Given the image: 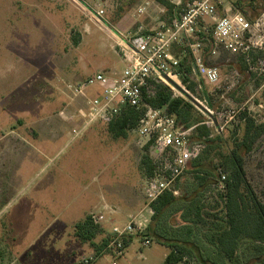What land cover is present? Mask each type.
Masks as SVG:
<instances>
[{"label":"rangeland","instance_id":"rangeland-1","mask_svg":"<svg viewBox=\"0 0 264 264\" xmlns=\"http://www.w3.org/2000/svg\"><path fill=\"white\" fill-rule=\"evenodd\" d=\"M169 1L175 4L177 14L189 0ZM226 1L240 5L253 24L260 19L264 23V0H242L241 4L239 0ZM175 14L169 15L155 0H0V138L2 133L9 136L14 127L17 132H24L21 125L45 133L49 127L44 126V120L48 118L57 121V125L63 124L65 129L73 121H85L95 89H88L87 97L72 99L67 86L98 72L110 75L121 72L125 63L117 35L130 38L152 31L159 20L169 23ZM200 39L206 44L202 47L206 65L217 67L220 73L214 85L201 77L200 85L209 95L208 108L212 114H205L207 122L213 117L218 124L217 129L210 123L218 140L211 143L213 148L204 163L225 172L223 158L234 148L235 140L244 135L241 114L247 112L264 124V71L258 66L263 56L259 52L249 56L233 54L220 46L212 54L209 40ZM179 51L181 62L186 59L192 66L188 46L183 45ZM198 92L192 95L200 99L202 95ZM195 110L194 117L204 115L198 108ZM61 111L64 115L59 114ZM129 135L126 141L133 155L131 162H138L141 178L146 180L141 168L146 140L133 131ZM52 140L55 144L52 143L46 160L38 157L36 149L18 146L10 138L0 143V264H82L93 253L89 247L82 249L81 242L73 236L76 223L69 219L77 206L71 208L70 216L61 214L64 201L77 203L79 187L76 182L64 184L56 172L68 161L73 162V173L88 162L101 169L110 159L105 149L108 147L89 134L79 156L75 147L59 154L66 139ZM46 142L41 139L36 146L43 149L48 145ZM244 167L250 184L264 203V136L245 156ZM62 192L66 194L60 197ZM218 194H211L214 200L203 210L213 224L218 220L211 215H218L222 208ZM86 200H90L88 194ZM103 238L100 235L95 242L100 243ZM249 245L242 244L240 263L236 264L260 258L252 248H247ZM169 251L156 241L145 247L141 239L135 238L124 257L104 253L101 258L92 256V264H162Z\"/></svg>","mask_w":264,"mask_h":264},{"label":"built area","instance_id":"built-area-1","mask_svg":"<svg viewBox=\"0 0 264 264\" xmlns=\"http://www.w3.org/2000/svg\"><path fill=\"white\" fill-rule=\"evenodd\" d=\"M220 13L222 15H220ZM102 16V12L98 13ZM171 22L159 20L157 27L149 32L136 34L130 38L118 34L124 69L114 75L95 73L77 84L67 86L72 97H87L88 89L94 88L89 100V111L83 122V129L75 132L80 136L96 123L111 124L128 109L144 110V114L134 130L138 138L152 141L149 148L155 165L154 174L143 185V194L149 205L157 200L185 174L188 163L197 158L203 146L191 144L194 128L180 125L174 115L165 108H152L145 102L144 90H149L152 82L169 86L175 96L184 97L168 80L180 84L181 60L177 49L188 46L193 57V70L209 84L219 81L217 67L205 63L202 47L208 39L212 54L216 48L249 56L250 53L264 54V23L250 22L242 13L234 11L226 0H189L175 14ZM113 32V31H112ZM186 53V51H185ZM258 66L264 71V57ZM210 115L206 101H198ZM210 126L212 120L208 118ZM222 181L225 176L222 174ZM92 222L104 231L108 244L104 253L115 258L125 255L126 240L139 238L143 246L152 241L144 237L146 227L136 221L120 223L111 220L106 214H92ZM94 258L83 260L82 264H92Z\"/></svg>","mask_w":264,"mask_h":264},{"label":"trees","instance_id":"trees-1","mask_svg":"<svg viewBox=\"0 0 264 264\" xmlns=\"http://www.w3.org/2000/svg\"><path fill=\"white\" fill-rule=\"evenodd\" d=\"M155 1L163 6L169 15L175 14L176 6L169 0ZM240 1L242 0H239V3ZM231 5L234 11H238L246 17L247 14L243 13L240 5L233 3ZM220 15L222 14L220 13ZM260 55L264 57L263 53ZM181 64L180 71L186 82L189 76L193 74V68L186 59ZM189 89L194 90V83H190ZM144 97L145 102L150 107L165 108L169 114L176 117L180 125L185 128H194L190 138L191 144L199 143L203 146L199 156L190 161L193 162V173L196 174L198 182L204 181L205 176L210 173L215 179L218 178L219 181L223 182L225 186L222 193L218 192L219 199L222 201L221 212L218 215L206 214L216 218L218 223H209L210 221L203 212L204 207H199V204L193 203L189 208V219L193 230L198 232L208 229L211 233L205 237V242L214 247V250L209 252L202 251L198 245L202 240L197 237L193 238V235L189 238H173L160 230V224L168 210L179 202V198L175 197L171 190L164 192L150 204L153 217L144 237L170 249L162 264L240 263L243 243H249L247 248H252L254 254L260 255V258L248 259L246 264H264V203L250 184L244 167L245 156L253 151L254 145L264 136V124L257 122L247 112L241 114L240 120L244 123V135L241 139L235 140L234 148H231L227 156L223 158L222 166L225 168V172H223L219 168L204 163L206 154L213 148L211 143H214L216 139L218 140V136L214 138L213 129L206 124L207 117L205 118L202 114L194 117L193 110L196 111L195 107L183 97L175 96L173 90L162 83L152 82L149 90H144ZM143 114L144 110H126L109 124L110 133L114 138H126L130 131L134 132L138 127ZM218 133L220 136L221 132ZM220 140L223 139L220 138ZM151 144L152 141L146 144L144 147L145 154L142 157V168L146 178H151L155 170L154 162L149 155ZM222 174L225 176L224 181L221 179ZM219 215L221 216L219 217ZM100 235H104V231L92 222L90 216L75 226L74 236L82 243H89L97 258L104 254V249L108 244L107 236H104L100 243L95 242ZM133 240L134 238L126 240V245L129 246Z\"/></svg>","mask_w":264,"mask_h":264},{"label":"crops","instance_id":"crops-1","mask_svg":"<svg viewBox=\"0 0 264 264\" xmlns=\"http://www.w3.org/2000/svg\"><path fill=\"white\" fill-rule=\"evenodd\" d=\"M226 2L228 5H231L230 1ZM179 50L180 48L177 50V55L178 52L180 54ZM189 77L190 78L188 81L185 82L184 75L181 73L179 79L180 84L175 83L183 91V98L190 102L195 108L197 107L189 100L188 97H186V95L196 101H206L207 103H210L207 91L203 90L202 86L200 85V83L203 82V79L194 70L193 77L191 75ZM190 83H194L193 91L189 89ZM198 90H200L198 93H201L202 95L200 99L195 98L192 95ZM72 99H74V97ZM201 112L206 118L205 113L203 111ZM64 113V111H61L59 114L64 115ZM83 122L84 121H73V124H69L68 129H65L63 124L60 123V125H57V121L53 120L52 118H48L47 120H44V126L49 127V130L45 131V133L50 135L49 137L46 138L42 136L45 133H41L40 131L34 129H31L30 131L27 128L28 126L21 125V128H25L24 132H17V129L14 127L9 136H3L2 133L0 143L7 141V139L10 138L12 141H15L18 146L19 144H24L30 149H36V152H38L39 155L38 157L40 159L46 160V158H49L50 156L49 150L51 149L50 147L53 146L52 143L55 144L52 139H59L61 137L62 139H66L65 143L58 152L59 154L71 149L72 147H75L76 151L79 152V156L80 151L81 153L83 152V141H85L86 135H93V137L97 138L98 142L103 144V147H108V149H110L108 150L105 148L107 150V155L110 158L108 160L109 162H104L105 164L103 166L105 167L101 169L99 168L100 170L97 168L96 163L88 162L86 167L84 166V168H80L76 173H73L71 171V165H73V162L68 161L64 167H61L62 169H60V171L59 169L57 170L56 175L59 174L61 182L64 184L69 182L71 185L72 183L76 182L79 187V193L76 200L77 203L74 204L71 201H68L70 202L68 203L67 201L63 200L64 202L61 209L63 212L61 214L70 216L71 208L74 209L75 205L77 206L73 213V217H70L71 219H69L72 221V223H76L73 227V233L75 231V226L78 223L84 221L92 214L100 213L106 214L111 220L123 224L131 220L136 221L147 229L152 221L153 211L143 194V185L145 180L141 178V174L143 175V173H141L139 164L138 162H131L133 155H131L130 143L129 141H126L130 135L126 138H114L109 131V125L96 123L89 127L80 136L75 137V132L83 129ZM41 139L48 141L46 142L48 145L45 148L42 147L43 149H39V147L36 146L38 141ZM47 162L49 164L48 160ZM48 166H44V170H48ZM193 170V162H189L186 173L171 187V191L175 197L179 198V202L175 203L168 210L165 218L160 224V230L164 231L166 235L173 238H189V236L193 235V238L197 237L198 239L202 240L201 243L198 244L202 251L209 252L214 250V247L210 243L205 242V237L208 235V233L210 234V231L208 229H204L203 231L199 230L198 232L197 230H193L192 223L189 219V208L193 203L199 204L198 206H202L204 209L207 208L208 202L214 200L213 198L215 196V192L222 193L225 190V186L223 182L219 181L218 178L215 179L210 173L205 176L206 179L204 181L198 182L197 177L195 176L196 174L193 173ZM63 189L66 188L64 187ZM65 194V192H62L60 197H63ZM87 194L90 196L89 201L86 200ZM211 194L214 196L210 197ZM44 210L45 208L43 207L42 212H44ZM47 212L48 210L46 213ZM165 228L166 230H163ZM81 244L83 245L82 249H84V247H89L93 251V253L89 257H85V259L95 256V251L92 247H90L89 243L81 242Z\"/></svg>","mask_w":264,"mask_h":264},{"label":"water","instance_id":"water-1","mask_svg":"<svg viewBox=\"0 0 264 264\" xmlns=\"http://www.w3.org/2000/svg\"><path fill=\"white\" fill-rule=\"evenodd\" d=\"M79 2H82V0H78ZM105 23V22H104ZM169 81V83L173 86V87H175L176 89H178L180 92H182L183 93V91L175 84V83H173L172 81H170V80H168ZM185 94V93H184ZM186 97H188L189 98V100L197 107V108H199L201 111H203L205 114H209L206 110H204L203 109V107H201L200 106V104L196 101V100H194L193 98H190L189 96H187L186 95ZM212 120H213V123L215 124V127L218 129V124H217V121L213 118V117H210Z\"/></svg>","mask_w":264,"mask_h":264}]
</instances>
